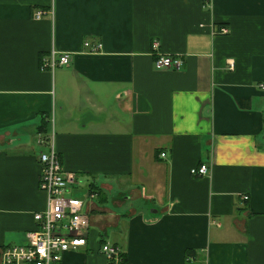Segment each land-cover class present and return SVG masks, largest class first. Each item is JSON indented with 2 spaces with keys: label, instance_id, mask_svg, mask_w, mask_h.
Here are the masks:
<instances>
[{
  "label": "crops",
  "instance_id": "obj_1",
  "mask_svg": "<svg viewBox=\"0 0 264 264\" xmlns=\"http://www.w3.org/2000/svg\"><path fill=\"white\" fill-rule=\"evenodd\" d=\"M263 87L264 0H0V251L38 228L53 134L90 217L60 264H264Z\"/></svg>",
  "mask_w": 264,
  "mask_h": 264
},
{
  "label": "built area",
  "instance_id": "obj_2",
  "mask_svg": "<svg viewBox=\"0 0 264 264\" xmlns=\"http://www.w3.org/2000/svg\"><path fill=\"white\" fill-rule=\"evenodd\" d=\"M44 15L45 12L37 13L35 20H41ZM222 33L227 34L228 31L224 29ZM85 47L92 54L102 49V45L92 46L89 42L85 43ZM153 47L159 50L158 43ZM71 62V54L53 51L48 60H43L41 70L54 72L56 68L68 67ZM155 66L161 71H180L184 61L180 57L158 54ZM230 67L234 69L232 63ZM38 145L41 147L39 185L47 197V208L34 215L38 228L26 234L25 244L0 251V264H60L66 254L87 246L90 217L83 213L84 201L69 197L72 188L78 185V176L65 171L53 134H39ZM165 157L166 154L161 155V158ZM191 175L205 178L209 175V167L201 165L191 170ZM99 251L107 264H122L123 252L118 245L104 242Z\"/></svg>",
  "mask_w": 264,
  "mask_h": 264
},
{
  "label": "trees",
  "instance_id": "obj_3",
  "mask_svg": "<svg viewBox=\"0 0 264 264\" xmlns=\"http://www.w3.org/2000/svg\"><path fill=\"white\" fill-rule=\"evenodd\" d=\"M47 126H48V125L45 123L44 127L46 128ZM41 133H45V131H42ZM122 264H127L124 255H123V261H122Z\"/></svg>",
  "mask_w": 264,
  "mask_h": 264
}]
</instances>
